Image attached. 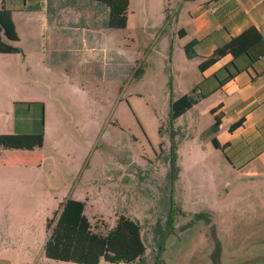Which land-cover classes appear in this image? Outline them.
Returning a JSON list of instances; mask_svg holds the SVG:
<instances>
[{
  "label": "rangeland",
  "instance_id": "rangeland-1",
  "mask_svg": "<svg viewBox=\"0 0 264 264\" xmlns=\"http://www.w3.org/2000/svg\"><path fill=\"white\" fill-rule=\"evenodd\" d=\"M178 1L129 0L125 29L91 27L89 52L69 47L64 31L38 49L20 35L18 53L0 55V135L13 134L16 121L26 131L42 126L39 149L0 151V172L20 173L0 180V264H28L44 222L66 199L83 202L91 224L110 228L119 215L137 222L143 264H264V187L237 178L200 140L211 122L205 103L168 119L169 103L200 80L197 57L186 59L171 35L185 12ZM171 141L174 200L182 214L204 219L178 216L158 253Z\"/></svg>",
  "mask_w": 264,
  "mask_h": 264
},
{
  "label": "crops",
  "instance_id": "crops-1",
  "mask_svg": "<svg viewBox=\"0 0 264 264\" xmlns=\"http://www.w3.org/2000/svg\"><path fill=\"white\" fill-rule=\"evenodd\" d=\"M178 2L185 5V12L182 24L177 23L178 18L175 21L171 35L182 41V51L186 44L193 43L197 64L248 28H253L261 38L262 44L250 52L252 61L246 55L232 58L227 54L202 72L196 70L200 77L196 85L202 82V86L195 92L207 94L198 103L206 104L203 113H208L211 118V122L200 131V140L209 143L201 139V133L212 124V116H218V131L213 137L222 150L213 149L209 143L211 149L221 154L237 178L264 187V0ZM4 8L10 11L17 43L22 35L23 41L35 49L40 43L57 42L56 32L62 34L66 31L73 36L66 42L69 47L75 44L89 52L96 42L90 28L103 27L107 14V10L93 0H5ZM98 14H102V18L97 24ZM196 105L188 111L195 109ZM210 111L214 112L213 115ZM235 124L237 126L228 131ZM26 130L27 125L22 122L16 131L22 133ZM19 175L1 171V183L19 178L15 177ZM174 184L175 181L171 186L167 185L172 194ZM224 186L227 187L228 183L224 182ZM44 235L37 250L29 255L28 264H41L46 242ZM43 258V264H71Z\"/></svg>",
  "mask_w": 264,
  "mask_h": 264
},
{
  "label": "trees",
  "instance_id": "trees-1",
  "mask_svg": "<svg viewBox=\"0 0 264 264\" xmlns=\"http://www.w3.org/2000/svg\"><path fill=\"white\" fill-rule=\"evenodd\" d=\"M96 4L107 10L104 25L111 30H122L126 26V11L128 0H93ZM5 0H1L0 6V55H15L18 50L14 47L17 37L11 21L10 11L4 8ZM262 44L261 38L253 28H248L237 37L230 39L226 44L217 48L209 57L203 58L196 70L202 72L224 55L236 58L246 55L252 61L250 52ZM193 43L183 47L186 59H192L195 54L192 51ZM202 82L191 89L187 94L169 103V121H175L186 111L206 97L207 94L196 93L200 91ZM213 111L210 114L213 115ZM22 115V114H21ZM212 124L201 133V139L208 140L213 149L222 150L214 139L218 131L219 117L213 115ZM17 122V121H16ZM15 122V133L0 135V151L32 152L42 146V126H31L30 131L17 132L18 124ZM237 125H231L228 131H232ZM157 133L162 137L161 127ZM171 135V133H170ZM172 139V136L170 137ZM168 169L166 179L169 186L177 179L178 168L174 143L170 142L168 151ZM167 198V210L162 230L156 232L159 238L157 252H162L163 239L175 230L174 222L182 218L188 221L203 220L202 214H182L175 202L172 190L169 189ZM191 222V223H192ZM46 242L43 247V256L46 259L71 264H143L145 246L141 238V226L129 218L119 215L115 218L114 225L107 227L104 222L93 224L84 215V203L72 199H66L59 204L57 210L44 224ZM157 253V254H158ZM157 257V256H156ZM158 264V262H155Z\"/></svg>",
  "mask_w": 264,
  "mask_h": 264
},
{
  "label": "flooded vegetation",
  "instance_id": "flooded-vegetation-1",
  "mask_svg": "<svg viewBox=\"0 0 264 264\" xmlns=\"http://www.w3.org/2000/svg\"><path fill=\"white\" fill-rule=\"evenodd\" d=\"M160 150H161V148H160ZM168 151H169V150H168ZM168 159H169V157H168ZM166 163H167V165H168V160H167V162H166Z\"/></svg>",
  "mask_w": 264,
  "mask_h": 264
}]
</instances>
